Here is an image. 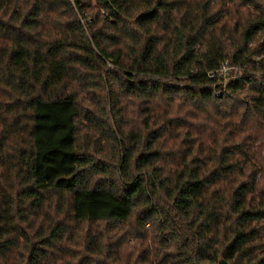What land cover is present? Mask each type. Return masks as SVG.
<instances>
[{
    "label": "trees",
    "instance_id": "16d2710c",
    "mask_svg": "<svg viewBox=\"0 0 264 264\" xmlns=\"http://www.w3.org/2000/svg\"><path fill=\"white\" fill-rule=\"evenodd\" d=\"M221 257L264 264V0H0V264Z\"/></svg>",
    "mask_w": 264,
    "mask_h": 264
},
{
    "label": "built area",
    "instance_id": "2783aa9c",
    "mask_svg": "<svg viewBox=\"0 0 264 264\" xmlns=\"http://www.w3.org/2000/svg\"><path fill=\"white\" fill-rule=\"evenodd\" d=\"M231 72H234L233 77L240 73V69L230 66L229 62H224L217 70L208 73L210 78L227 79Z\"/></svg>",
    "mask_w": 264,
    "mask_h": 264
},
{
    "label": "water",
    "instance_id": "95a60500",
    "mask_svg": "<svg viewBox=\"0 0 264 264\" xmlns=\"http://www.w3.org/2000/svg\"><path fill=\"white\" fill-rule=\"evenodd\" d=\"M217 264H230L228 261H226L224 258H219L218 263Z\"/></svg>",
    "mask_w": 264,
    "mask_h": 264
}]
</instances>
